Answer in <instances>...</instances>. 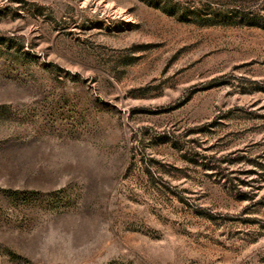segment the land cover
I'll use <instances>...</instances> for the list:
<instances>
[{"label":"rangeland","instance_id":"1","mask_svg":"<svg viewBox=\"0 0 264 264\" xmlns=\"http://www.w3.org/2000/svg\"><path fill=\"white\" fill-rule=\"evenodd\" d=\"M0 264H264V0H0Z\"/></svg>","mask_w":264,"mask_h":264}]
</instances>
